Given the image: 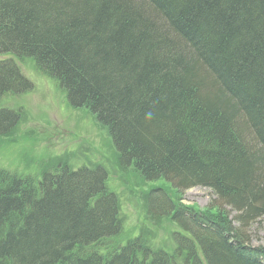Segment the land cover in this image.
Returning <instances> with one entry per match:
<instances>
[{"label": "trees", "instance_id": "trees-1", "mask_svg": "<svg viewBox=\"0 0 264 264\" xmlns=\"http://www.w3.org/2000/svg\"><path fill=\"white\" fill-rule=\"evenodd\" d=\"M9 56L106 130L121 170L171 186L143 204L181 233L171 254L111 245L101 167L0 170V264H264V0H0V99L32 88ZM21 115L0 108V138ZM197 187L218 206L181 204Z\"/></svg>", "mask_w": 264, "mask_h": 264}, {"label": "rangeland", "instance_id": "rangeland-1", "mask_svg": "<svg viewBox=\"0 0 264 264\" xmlns=\"http://www.w3.org/2000/svg\"><path fill=\"white\" fill-rule=\"evenodd\" d=\"M12 59L32 88L0 99V108L22 113L12 136L0 138V170L39 178L58 163L66 164L70 170L101 167L107 173L106 189L117 199L121 224L120 234L110 239L111 245L124 246L141 238L151 249L171 254L175 248L172 236L181 230L167 218L150 219L143 204L145 193L153 189L168 192L171 186L164 180L145 182L131 166L121 170L106 130L85 109H73L56 82L38 74L31 59ZM180 198L181 204L198 210L218 206L204 188L187 190ZM246 235L252 247L262 244L263 232L258 227L249 229Z\"/></svg>", "mask_w": 264, "mask_h": 264}]
</instances>
